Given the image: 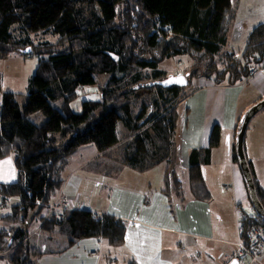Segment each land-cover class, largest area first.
<instances>
[{"label": "trees", "instance_id": "trees-1", "mask_svg": "<svg viewBox=\"0 0 264 264\" xmlns=\"http://www.w3.org/2000/svg\"><path fill=\"white\" fill-rule=\"evenodd\" d=\"M235 11L234 0H0V59L39 55L24 101L10 91L0 100V159L11 156L18 171L16 182L0 184V197L10 202L9 213L0 218L5 264L60 254L82 239L124 244L127 222L121 218L82 209L44 218L43 209L61 189L68 161L80 148L92 147V167L109 176L124 167L144 173L172 161L177 108L195 83L233 86L264 63V22L252 28L239 54L222 52ZM37 34L56 41H36ZM180 56L193 62L184 75H166L159 68ZM168 78V85H159ZM1 83L0 74V90ZM90 87L98 99L82 101L80 112L73 113L70 103L78 90ZM35 112L44 116L42 123L29 120ZM219 141L220 128L214 125L207 146L189 154L188 188L196 198L209 199L201 167ZM248 166L264 209V189L249 161ZM162 192L183 195L171 170L165 172ZM33 222L42 233L66 240V247L31 252ZM255 224H262L256 214L242 224L244 242Z\"/></svg>", "mask_w": 264, "mask_h": 264}, {"label": "crops", "instance_id": "crops-1", "mask_svg": "<svg viewBox=\"0 0 264 264\" xmlns=\"http://www.w3.org/2000/svg\"><path fill=\"white\" fill-rule=\"evenodd\" d=\"M256 11V14H249L245 19L238 20L234 30L231 27L223 49L237 40L238 31L245 32L242 43L244 46L252 28L264 22V6ZM239 40L242 42V38ZM197 83L198 90L183 102L185 109L182 110V107V111L177 114L175 155L172 161L148 170L158 169L161 186L151 188L149 183L144 188L140 186L131 189L117 184L100 183L94 179L96 190L95 193L91 191V195L96 197L84 200L86 178L85 172L81 174V171L90 167V171L94 172L91 162L96 158V152L89 146L81 148V156L86 153L88 157L73 165L72 158L65 169V181L61 189L64 207L67 210H88L94 214L112 215L125 220L127 228L124 244L112 247L104 239L88 238L66 247L65 240L62 248L66 249L62 253L35 258L36 264H228L239 256L234 208L239 204L241 208L243 205L247 209L248 214L251 212L248 210L250 202L247 189L231 152L239 122L245 112L264 100V72L256 73L245 85L237 83L233 86H213L210 81L205 80H198ZM254 117L264 119V109ZM262 118L257 124L254 122L251 128L248 125L245 140L250 132L249 141L246 146L244 141V151L259 186L264 188ZM214 125L220 128V141L212 149L209 163L201 167L203 183L209 193V199L203 200L189 192L188 157L193 149H204L207 146L209 133ZM182 167L186 170L187 178L186 184L181 182L187 188L183 187V195L163 193L165 172L172 170L178 178ZM121 170L123 168L112 175ZM17 178L18 171L12 157L0 159V184L14 183ZM214 193H218L215 198L212 196ZM98 196H105L103 204H99ZM9 204V201H3L0 197V207H4L0 210H8V207L10 210ZM260 258L264 259V252ZM246 259H242L240 264H246ZM3 261L0 258L1 264Z\"/></svg>", "mask_w": 264, "mask_h": 264}, {"label": "rangeland", "instance_id": "rangeland-1", "mask_svg": "<svg viewBox=\"0 0 264 264\" xmlns=\"http://www.w3.org/2000/svg\"><path fill=\"white\" fill-rule=\"evenodd\" d=\"M234 5L236 7L235 17L231 21V24H230L229 29L227 31V36H228V33H229L231 27H233V30L236 28L237 24L239 23L238 20L245 19L249 14L254 15L257 12L256 10L263 8L264 0H234ZM238 34L239 35L237 37V40L234 41L230 47L223 49L222 50L223 53H229V52L233 53L234 52L237 55L243 50L244 46H242V43L245 39V32L240 33L238 31ZM229 36L231 37V34H229ZM239 38H242V42H241V40H239ZM33 39L36 41H39V40L49 41V42H55L56 41V37H54L52 35L43 36L42 34H37L36 36H33ZM38 58H39V55H37L35 53L34 54L32 53L30 55L29 54L28 55H18L17 53H15V54H11L7 59H0V74L2 76L0 100H1V94L3 92L10 91V92H14L17 94H21V96L23 97V99L21 100V103L24 101L25 96L28 93V88H27L28 79L33 75V73L35 71V68H36V65L38 62ZM192 64H193V62L190 60L189 57L180 56L178 58H172V59H167V60L163 61L161 63V65L159 66V68L161 70H163L166 73V75L180 76L181 74L184 75L186 72H188V70L190 69V65H192ZM258 70L256 73L263 72V71H258ZM250 74H248V76L246 78L241 80L239 82V84L245 85L247 83V81L255 75L254 74L250 78H248ZM117 75L120 76V74H117ZM106 78H107L106 75L101 76L100 77L101 82L106 80ZM200 80H203V79H200ZM207 81H209V80H207ZM197 82L195 83L196 86L194 87L192 92H190L188 97H185L182 99L181 103L178 106L177 114H178V112L180 113V111L185 109L183 106V102L185 100H187V98H189V96H191L193 93H195L196 90H198L199 84ZM211 84H212V82H211ZM213 86H215V85H213ZM219 86H226V85H219ZM95 99H98V94L96 93L95 88L90 87V88L79 89L77 98L73 102L70 103V109L73 113H79L81 110L82 101H84V100H95ZM181 108H182V110H181ZM245 114H246V112H245ZM254 116L250 120V123H249L250 125L248 124L249 128H251V126L254 122H256V124H257L259 122V120H261V118H262V117H254ZM243 118H244V116L242 117L241 121L239 122V126L242 123ZM44 119H45L44 116L40 112H35L29 116V120L35 124L42 123ZM262 120H263V122L260 121L261 124L264 123L263 118H262ZM179 122L180 121H178V124H179ZM239 126L237 128L234 139H236L237 132L239 130ZM121 131H122V126H121V123L118 122L117 123V132H118L119 136L121 135ZM179 131L180 130L178 128L177 134H179ZM249 134H250V132L246 135V140L244 137L245 146L249 141ZM177 143L179 144V142H177ZM258 147H259V140H258ZM81 153H82V151L80 148L72 155V157L70 158V160L73 158L71 161L72 165L78 164L79 162L84 161L85 157H88V154L85 153L84 156H81ZM234 155L236 156V159H237V154L235 151V140H234L233 150L231 152L232 159H233ZM70 160L68 161V163L70 162ZM233 161H234V159H233ZM234 163H236L239 167L238 160H237V162L234 161ZM90 170H91V168L88 167L86 170L81 171L82 172L81 174H84V172H85L84 175L86 178V184H85L86 188H84L85 193L83 192V199L84 200H87V199L93 200L94 197H96L94 195H91V191H93L95 193V190H96V188H95L96 182L94 181V179H97L99 182L101 181V182H104L106 184H108V183L109 184H117V185H121L124 187H129L131 189H136L140 186H143L142 188H144L146 186V184H149V183L151 184V186L149 185L151 188H157V187L161 186V180L159 179V176H158L159 171H157L158 169H156L155 171H148V172L141 175L137 172L131 171L128 168L124 167L123 170L119 171L118 174H116V175L111 174L112 176H109L106 174L102 175V172H100L99 170H93L94 172H91ZM65 173H66V171H64L63 176L65 175ZM106 176H109V177H106ZM178 179H180L183 184H186V180H187L186 170H184L183 167L181 168V171L178 172ZM64 181H65V179H64ZM256 181H257V179H256ZM207 183H209V181H207ZM210 183H211V185H213V182H210ZM257 183H258V181H257ZM183 187L186 188L185 186H183ZM261 188H263V187H261ZM61 189H62V187H61ZM61 189L57 192L56 196L53 198V201L48 205V206L53 205L54 208L48 209L47 208L48 206H46L43 209V213L47 214L46 216L49 217L53 213H56L57 215L60 213L62 214L64 211L67 210V208L64 207V205H63L64 203L62 202V199H61ZM217 195H218V193H214V195H212V196L215 198ZM98 198L100 201L99 204H103L102 200L105 199V196H98ZM9 206H10V204H9ZM2 208H4V207H0V209H2ZM242 208H241V206H239V204H236V206L234 208L235 209V220H236L237 232H238V243H237L236 248H237V252H238L239 256H237L233 259H236L238 264H240V261L242 259H245V258H247L246 264H264V259L260 258L261 253L264 252V221L261 219L262 224H255V225H252L249 227L248 232H247V236H246L247 240L244 242V239L242 237L243 228L241 226H242V224H244L245 220H248L249 216H253L256 213L254 212L251 204L248 208V210L251 212V214L247 213V209L245 207H243V205H242ZM9 211H10L9 207H8V210H0V213H1L0 215L4 216V215H6V213L8 214ZM3 226L7 227V228L9 227V225H3ZM28 229H29V234H30L29 249L31 252L32 251H40V252L57 251V250H60L62 248V246L65 244V240L62 237H60L59 235H57L56 233H42L40 230V225L37 224L36 222H33ZM253 231H256V233L259 234L258 237H255V233H254V238L256 240H258L257 245L254 247L251 246V243L254 242V238L251 234ZM250 256L253 257L254 259L250 258ZM232 260L228 264H230L232 262ZM2 264H5V261H3ZM27 264H36L35 258L31 257L27 261Z\"/></svg>", "mask_w": 264, "mask_h": 264}, {"label": "water", "instance_id": "water-1", "mask_svg": "<svg viewBox=\"0 0 264 264\" xmlns=\"http://www.w3.org/2000/svg\"><path fill=\"white\" fill-rule=\"evenodd\" d=\"M30 51V48H27L25 50H22L21 52L23 54H26ZM172 81V78L166 79L164 82H160L159 85H168ZM264 109V100L261 102H258L256 105H254L252 108H250L246 114L244 115V118L242 120V123L239 126V130L237 132V136L235 139V151L237 154V160L239 164V168L242 174V178L244 180L249 202L256 213V215L264 221V209L261 206L257 195L256 190L253 184L252 176L249 170L248 162L245 156L244 152V137L246 133L247 126L252 119L254 115H256L260 110ZM230 264H238L236 259H233Z\"/></svg>", "mask_w": 264, "mask_h": 264}, {"label": "built area", "instance_id": "built-area-1", "mask_svg": "<svg viewBox=\"0 0 264 264\" xmlns=\"http://www.w3.org/2000/svg\"><path fill=\"white\" fill-rule=\"evenodd\" d=\"M258 69H259V70H258ZM258 69H257L258 71H263V72H264V63H263ZM257 70L251 72V74L249 75L248 78H250L252 75H254V74L257 72ZM47 208H48V209H53L54 206H53V205H52V206H48ZM42 215H43L44 218H46V215H47V214H45V213L42 212ZM60 215H61V213H60ZM254 233H255V237H258V236H259V234H257L256 231H253V232L251 233L252 236H253V238H254ZM257 243H258V240H256V239L254 238V242L251 243V246L254 247V246L257 245ZM250 255H251V254H250ZM251 256H252V255H251Z\"/></svg>", "mask_w": 264, "mask_h": 264}, {"label": "snow or ice", "instance_id": "snow-or-ice-1", "mask_svg": "<svg viewBox=\"0 0 264 264\" xmlns=\"http://www.w3.org/2000/svg\"><path fill=\"white\" fill-rule=\"evenodd\" d=\"M6 163H9V162L6 161Z\"/></svg>", "mask_w": 264, "mask_h": 264}]
</instances>
